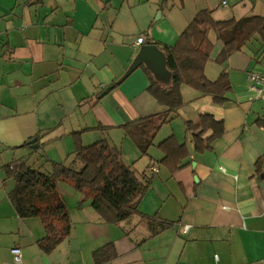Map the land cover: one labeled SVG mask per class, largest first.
I'll return each instance as SVG.
<instances>
[{
	"label": "crops",
	"instance_id": "0c3cea01",
	"mask_svg": "<svg viewBox=\"0 0 264 264\" xmlns=\"http://www.w3.org/2000/svg\"><path fill=\"white\" fill-rule=\"evenodd\" d=\"M200 10L214 21L262 16L264 0H0V264H264V126L257 122L264 103L248 79L264 61L258 34L220 63L223 43L208 31L212 49L203 74L214 82L225 73L224 101L214 98L220 88L204 93L181 84L183 104L148 155L120 128L166 109L148 91L145 64L121 79L140 47L173 45ZM140 35L144 41L136 44ZM203 113L223 131L200 153L185 123ZM171 135L189 151L187 165L174 173L159 163L158 144ZM98 140L152 179L138 205L147 217L105 222L83 192L58 180L70 232L44 253L37 245L44 225L38 216L17 215L7 196L15 181L5 166L24 162L51 172L48 160L67 164L77 143ZM109 243L116 257L94 262L93 251ZM13 246L21 249L20 263Z\"/></svg>",
	"mask_w": 264,
	"mask_h": 264
},
{
	"label": "trees",
	"instance_id": "16d2710c",
	"mask_svg": "<svg viewBox=\"0 0 264 264\" xmlns=\"http://www.w3.org/2000/svg\"><path fill=\"white\" fill-rule=\"evenodd\" d=\"M210 29L216 32L223 43L217 57L220 63L232 52L240 50L255 34L259 35L264 45V14L214 21L207 10H200L195 14L173 45L148 41V44L160 45L159 48L165 54L170 77L167 82H162L147 66L142 65L149 80L148 91L159 103L164 104L166 109L120 126L141 155H148L157 132L172 119V114L183 104L179 90L181 84L186 83L204 93L220 88L214 98L217 102L224 101L223 91L229 88L225 73H221L219 79L214 82L208 81L203 74L204 64L212 49V42L208 37ZM257 122L264 126V118L258 119ZM185 125L193 134L195 150L200 153L211 149L213 141L223 131L221 122L210 113L199 115L196 122L186 121ZM208 130L212 133L204 137ZM27 144L29 143L23 145ZM77 144L69 163L48 160L51 172H42L24 162L14 169L9 165L5 166L7 176L15 181L7 196L17 215L38 216L44 225L45 235L37 241L38 247L44 253L52 252L70 232L69 211L58 191V180L68 182L76 190L83 192L84 198L90 199V205L105 222L119 223L133 215L147 217L140 213L138 205L149 190L152 179L125 164L120 150L106 140H98L85 146ZM158 147L164 153L159 163L166 166L171 173L187 165L184 159L189 151L174 135L161 141ZM82 202L83 200L79 201V205ZM116 255L112 243L105 244L92 253L96 263L111 260Z\"/></svg>",
	"mask_w": 264,
	"mask_h": 264
},
{
	"label": "water",
	"instance_id": "95a60500",
	"mask_svg": "<svg viewBox=\"0 0 264 264\" xmlns=\"http://www.w3.org/2000/svg\"><path fill=\"white\" fill-rule=\"evenodd\" d=\"M141 64H145L154 76L160 80L167 82L170 77V72L166 67V58L163 51L156 44H143L136 57L132 61L131 65L128 67L127 71L121 77L124 78L133 69ZM35 138H32L29 143L32 148L37 147V144H33Z\"/></svg>",
	"mask_w": 264,
	"mask_h": 264
},
{
	"label": "built area",
	"instance_id": "2783aa9c",
	"mask_svg": "<svg viewBox=\"0 0 264 264\" xmlns=\"http://www.w3.org/2000/svg\"><path fill=\"white\" fill-rule=\"evenodd\" d=\"M144 41L143 36H138L136 39V44L142 43ZM248 79L250 81V88L255 91L257 98L264 103V61L259 68H252L248 71ZM152 171H157L156 167H152ZM264 205V201H263ZM188 229V225H184L182 230L186 231ZM10 252L13 256V261L15 263L21 262V249L17 246H13L10 249Z\"/></svg>",
	"mask_w": 264,
	"mask_h": 264
}]
</instances>
